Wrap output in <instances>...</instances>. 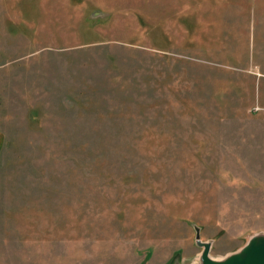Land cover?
I'll use <instances>...</instances> for the list:
<instances>
[{"label": "rangeland", "instance_id": "374dc122", "mask_svg": "<svg viewBox=\"0 0 264 264\" xmlns=\"http://www.w3.org/2000/svg\"><path fill=\"white\" fill-rule=\"evenodd\" d=\"M264 236V0H0V264H201Z\"/></svg>", "mask_w": 264, "mask_h": 264}, {"label": "water", "instance_id": "95a60500", "mask_svg": "<svg viewBox=\"0 0 264 264\" xmlns=\"http://www.w3.org/2000/svg\"><path fill=\"white\" fill-rule=\"evenodd\" d=\"M197 241L204 248L201 264H264V236H255L239 253L229 256L225 260H215L211 257V244L202 243L199 229Z\"/></svg>", "mask_w": 264, "mask_h": 264}]
</instances>
